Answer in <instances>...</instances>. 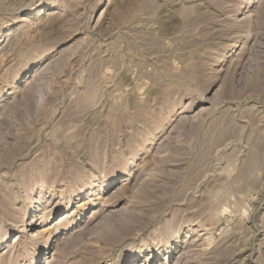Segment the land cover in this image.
Masks as SVG:
<instances>
[{
	"label": "rangeland",
	"instance_id": "obj_1",
	"mask_svg": "<svg viewBox=\"0 0 264 264\" xmlns=\"http://www.w3.org/2000/svg\"><path fill=\"white\" fill-rule=\"evenodd\" d=\"M0 264H264V0H0Z\"/></svg>",
	"mask_w": 264,
	"mask_h": 264
},
{
	"label": "bare ground",
	"instance_id": "obj_2",
	"mask_svg": "<svg viewBox=\"0 0 264 264\" xmlns=\"http://www.w3.org/2000/svg\"><path fill=\"white\" fill-rule=\"evenodd\" d=\"M25 19V18H24ZM27 19V18H26Z\"/></svg>",
	"mask_w": 264,
	"mask_h": 264
}]
</instances>
